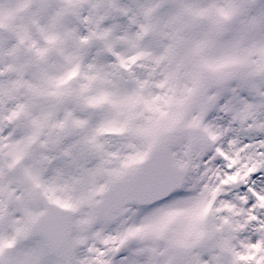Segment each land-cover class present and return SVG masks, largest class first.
<instances>
[{"label":"snow or ice","instance_id":"obj_1","mask_svg":"<svg viewBox=\"0 0 264 264\" xmlns=\"http://www.w3.org/2000/svg\"><path fill=\"white\" fill-rule=\"evenodd\" d=\"M0 264H264V0H0Z\"/></svg>","mask_w":264,"mask_h":264}]
</instances>
